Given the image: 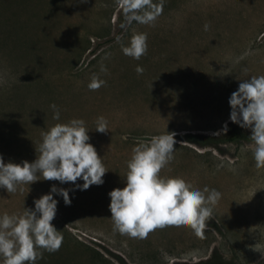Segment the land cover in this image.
<instances>
[{
    "label": "rangeland",
    "instance_id": "1",
    "mask_svg": "<svg viewBox=\"0 0 264 264\" xmlns=\"http://www.w3.org/2000/svg\"><path fill=\"white\" fill-rule=\"evenodd\" d=\"M150 3L160 11L140 23L129 21L119 0H0L5 163L34 161L43 131L82 118L108 170L102 185L86 190L42 176L21 185L23 191L0 188V215L34 208V199L53 184L70 189V205L54 197L52 223L63 236L59 249H38L32 264L199 262L213 250L229 264H264V167H256L250 139L219 150L179 138L224 133L234 123L231 93L241 79L264 75V0ZM138 32L147 34V51L135 59L122 47ZM93 75L104 83L89 89ZM52 104L59 120L53 119ZM100 116L107 120L106 132L95 130ZM163 132H175L177 151L160 175L221 193L206 221L212 226L205 224L199 235L191 226L156 228L143 237L121 234L114 230L108 193L126 185L132 148ZM241 132L251 135L250 128Z\"/></svg>",
    "mask_w": 264,
    "mask_h": 264
},
{
    "label": "clouds",
    "instance_id": "2",
    "mask_svg": "<svg viewBox=\"0 0 264 264\" xmlns=\"http://www.w3.org/2000/svg\"><path fill=\"white\" fill-rule=\"evenodd\" d=\"M129 21L148 23L155 19L160 7L150 0H119ZM151 9V10H150ZM137 10H142L137 12ZM205 25V31L209 30ZM147 51V34L134 33L122 52L139 59ZM106 70V69H102ZM138 73L143 71L139 65ZM3 78L0 77V83ZM104 83L93 75L89 89L99 88ZM230 120L242 128H250L252 151L256 167H264V75L241 79L237 90L229 98ZM53 119L59 120L60 110L56 104ZM96 131H107V120L97 118ZM226 131V128H225ZM89 130L82 118H72L66 123H56L41 133L39 155L32 162L5 163L0 155V188L16 192L23 184L43 180H56L61 184L72 182L75 188L86 190L91 185H102L108 172L103 158L94 145L89 143ZM173 133L163 132L150 140L136 144L127 162L126 185L108 193L109 210L114 230L129 236H146L150 231L165 226H191L197 235L205 227L214 206L221 197L215 188L205 186L194 189L183 179L165 178L160 175L174 159ZM80 179L82 184H75ZM70 189L53 184L50 191L34 199V208H24L20 215H0V264H32L38 249H59L63 236L52 223L57 214L61 196L66 205L71 204Z\"/></svg>",
    "mask_w": 264,
    "mask_h": 264
},
{
    "label": "trees",
    "instance_id": "3",
    "mask_svg": "<svg viewBox=\"0 0 264 264\" xmlns=\"http://www.w3.org/2000/svg\"><path fill=\"white\" fill-rule=\"evenodd\" d=\"M183 141L198 145L200 147L213 146L220 150L219 145L228 143H237L244 139H249V136L241 132V126L239 124L227 123V129L224 133L217 136L203 138L199 134L188 133L179 137ZM208 226H212L209 223H205ZM216 227V226H215ZM121 264H125L121 261ZM172 264H229L225 261L222 255L217 250H213L210 257L205 261L199 262H173Z\"/></svg>",
    "mask_w": 264,
    "mask_h": 264
}]
</instances>
